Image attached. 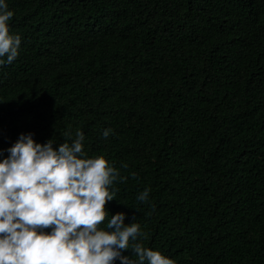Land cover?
I'll return each mask as SVG.
<instances>
[{"label": "trees", "instance_id": "16d2710c", "mask_svg": "<svg viewBox=\"0 0 264 264\" xmlns=\"http://www.w3.org/2000/svg\"><path fill=\"white\" fill-rule=\"evenodd\" d=\"M5 3L21 43L0 65V159L22 133L55 149L81 131L127 178L106 208L144 247L264 264V0Z\"/></svg>", "mask_w": 264, "mask_h": 264}, {"label": "clouds", "instance_id": "9594fccd", "mask_svg": "<svg viewBox=\"0 0 264 264\" xmlns=\"http://www.w3.org/2000/svg\"><path fill=\"white\" fill-rule=\"evenodd\" d=\"M13 15L0 0V58H7L0 65L19 55L21 38L8 26ZM111 132L105 129L104 138ZM64 135L71 143L54 149L53 140L39 144L32 133H22L0 159V264H175L138 242L147 236L138 223L125 225L124 213L109 219L106 206L116 191L111 186L127 178L103 156H85L81 131L74 140ZM149 191L137 200L146 202ZM128 251L137 259L122 255Z\"/></svg>", "mask_w": 264, "mask_h": 264}]
</instances>
